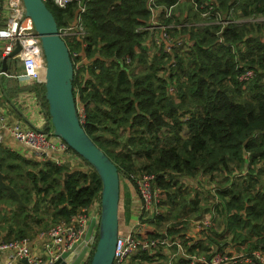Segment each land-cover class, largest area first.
<instances>
[{"label":"trees","instance_id":"1","mask_svg":"<svg viewBox=\"0 0 264 264\" xmlns=\"http://www.w3.org/2000/svg\"><path fill=\"white\" fill-rule=\"evenodd\" d=\"M148 1L73 0L63 9L44 1L57 29L73 25L79 6L85 8L78 13L87 31L85 47L75 39L66 41L70 52H83L85 58L72 80L73 96L84 114L81 126L114 163L120 179L135 186L130 175H154L156 186L166 191L164 219L209 210L213 202L201 205L178 183L183 177L209 175L205 179L222 177L224 185L228 181L225 186L211 184L225 209L227 228L250 225L248 232L264 234V21L247 22L264 17V0H154L172 11L185 5L184 22L206 25L180 29L179 36L187 35V49L167 53L160 48L153 54L143 47L147 32L137 31L150 19ZM201 12H207V18L202 19ZM135 64L141 66L139 72ZM247 70L253 77L241 78ZM20 90L34 91L50 129L44 85ZM77 157L87 168L25 158L0 146L3 180L24 204L17 207L15 197L0 190V209H12L10 222L0 227V240L45 227L44 218L37 217L40 208L56 223L99 199L98 175ZM237 171H246L244 181L230 183ZM122 198L128 223L126 193ZM231 210L234 214L228 218ZM242 236L240 241H246ZM207 241L216 240L211 236ZM93 251L94 244L83 264H89Z\"/></svg>","mask_w":264,"mask_h":264},{"label":"built area","instance_id":"2","mask_svg":"<svg viewBox=\"0 0 264 264\" xmlns=\"http://www.w3.org/2000/svg\"><path fill=\"white\" fill-rule=\"evenodd\" d=\"M72 1L51 0L61 9ZM147 5L150 19L143 28H138L137 31L147 32L143 47L150 54L160 48L171 53L172 50H179L183 46L181 41L183 36L173 37L171 35L174 29L184 27L189 29L206 25L205 22L174 24L172 7L158 6L154 0H149ZM84 9V6H79V12H84ZM79 12H77L74 24L59 28L58 33L65 42L75 39L81 42V47L84 48L87 31L81 16L78 15ZM207 14V12H201L200 17L205 19ZM168 19L172 22L165 23L164 20ZM0 42V60L7 56L18 42L21 46L15 58L21 63V72L18 77L43 84L45 60L40 47V39L33 21L25 15L22 0H0ZM70 57L76 74L85 62L83 52L71 51ZM3 74L0 69V75ZM253 75L252 71L247 70L241 78L249 79ZM171 93H173L172 89ZM76 98L78 99L77 93ZM76 107L81 122L84 114L77 104ZM0 127L9 133L12 140L24 146L27 153L29 149L35 157H31L32 159L54 161L58 165L67 162L69 165L81 166L83 163L77 155L71 152L66 143L52 134L50 129L24 127L18 122L3 123ZM3 139V135L0 134V143ZM245 174L246 171L242 174H234L230 183L239 177H242L244 181L243 175ZM130 179L135 181V195L138 198L137 212L130 214L128 229L125 232L119 231L111 264H182L184 262L186 264H264V234L262 233L254 236L252 244L239 242L224 246L221 243V229L216 231L215 220L219 219L222 222L225 209L223 204L221 208L213 185L206 189L210 191L214 199L213 206L209 210L200 216L179 217L171 220L164 219L167 209L164 204L166 191L156 186L154 175L133 174L130 175ZM180 179L194 181V195L205 191L201 182L206 179L202 175ZM179 186L186 188L182 183H179ZM100 210L99 197L67 220L56 223L50 220L45 227L35 228L32 236L0 240V264H23V260L27 264L56 263L62 258V254L69 252L73 245L82 241L89 221L91 218L98 219ZM233 214L234 210L228 212V215ZM171 225L175 226L169 230ZM211 236L214 237L216 243L207 241V238ZM246 236L249 239V235L246 234ZM236 246L239 247L238 251L234 250ZM90 250H87L81 264L86 261Z\"/></svg>","mask_w":264,"mask_h":264},{"label":"water","instance_id":"3","mask_svg":"<svg viewBox=\"0 0 264 264\" xmlns=\"http://www.w3.org/2000/svg\"><path fill=\"white\" fill-rule=\"evenodd\" d=\"M25 15L31 18L40 39V47L45 60L44 99L50 119L52 134L66 145L96 172L101 183L100 216L91 218L82 241L62 254L54 264H81L87 250L94 245L89 264H111L119 233L120 178L114 163L100 150L84 132L73 96L72 80L74 66L66 42L59 36L56 22L43 0H22ZM21 50L18 42L14 49L1 60L2 73L7 72L6 62L15 59ZM0 172V190L11 193L16 206L22 207L19 195L3 180ZM97 228V238L94 229ZM23 264H27L25 260Z\"/></svg>","mask_w":264,"mask_h":264},{"label":"crops","instance_id":"4","mask_svg":"<svg viewBox=\"0 0 264 264\" xmlns=\"http://www.w3.org/2000/svg\"><path fill=\"white\" fill-rule=\"evenodd\" d=\"M6 66L7 72L3 75H0V125L3 123L9 124L13 122H18L20 124H25L24 127L47 129L48 120L43 115L41 107L37 102V99L35 98L34 91L20 90L25 87H32L35 83L27 79L18 77L21 72V63L17 59H8L6 62ZM0 134H2L4 138L3 141L0 143V146L25 158H35L31 154V151L29 149L27 153V149L22 146L19 142L12 140L9 133L1 127ZM66 165L72 168L83 166V164L81 166L69 165L67 162ZM128 193V209L130 213H136L138 206V198L136 197L135 192L131 187H129ZM2 206L6 210V215H10L12 209L8 207L7 209L9 210H7V206ZM230 216L231 215H229L228 218ZM44 221L50 222V220L46 219V217L44 218ZM220 227L221 243L226 246L229 243L225 241V238L231 235L234 229L229 230L226 227L225 218L222 220V224ZM33 233L27 236H32ZM3 234V232H0V238H2ZM247 234L249 235V239L244 242H249L250 244H252V242L254 241L255 234H252L250 232H248ZM239 242H241L240 239H236L235 242H231V244H237ZM234 250L238 251L239 247L236 246Z\"/></svg>","mask_w":264,"mask_h":264},{"label":"rangeland","instance_id":"5","mask_svg":"<svg viewBox=\"0 0 264 264\" xmlns=\"http://www.w3.org/2000/svg\"><path fill=\"white\" fill-rule=\"evenodd\" d=\"M179 1L181 2L182 0H179ZM185 9H186V6L185 5H181V7L176 8V10L172 12V16L174 15L176 17V18H173V19H175L176 21H178V22H175V20H173V23L174 24H179V23L186 24L187 23V22H184V19L186 18L185 17V14H186V10ZM262 21H264V17L253 18V19L247 20V22H249V23L262 22ZM179 34H180V29H174L172 31V33H171V35L173 37H178ZM263 34H264V31H263ZM181 41L183 42V46L179 50L182 51V50L187 49V44H188L187 35L183 36L181 38ZM133 69H134L135 72H139L141 70V66L139 64H135L133 66ZM21 125L22 126H25V124H23V123H21ZM83 165L87 168V166L85 164H83ZM237 172L240 174L239 171H237ZM205 177L209 178L210 176L209 175H206ZM119 180H120V196H121V199H120V202H119V212H118V216H119V231L122 232V231H126L128 229L127 228L128 227V223L124 219V214H123L124 213V206H123V198L122 197H124L125 193H126V196H128V194H129L128 193L129 187H131L134 190V192H135V187L133 186V183L129 182L126 178H122V179H119ZM236 180L242 181V177H239ZM221 182H222V177H219L218 181H216L214 179L213 180L206 179V180L202 181L201 182V185L204 187L205 191H204L203 194L197 196V195H194V184H195L194 181H190V180L182 181V179H180L178 181V183H182L186 187V191L188 192V195H189L190 198L197 199V200L201 201V205L206 204L208 207L214 201V199H213L211 193L206 190L207 187H209L211 184H215L217 186L218 185L225 186L228 183V181H227L226 184L224 185ZM237 189L238 190H242V188H237ZM1 195L3 197H7L8 198L7 193L4 192V191H1ZM10 207H11V205H10ZM7 210H9V209H7ZM30 212L31 213H34L32 210ZM36 213H38V216L37 217L38 218H41V220H42V218H45V217H46V219L51 220V217H48L46 215V211L45 210L42 211L41 208L38 211H36ZM0 216L2 217L0 219V227H2L6 222H10V218L9 217L11 215H6V210L4 209V207H1V209H0ZM192 216L193 215H189L187 217H192ZM241 219L243 221L246 220L243 217H241ZM45 223L47 224V222H45ZM215 224H216V231L218 232L221 229L220 226H221L222 222L219 219H216L215 220ZM13 225H16V224H13ZM250 228H251V226L249 225L247 228H243L244 230L243 229H240V228L234 229V231H236L237 234L241 235V237H238L237 239H240L241 240L242 237H243L242 235H246L248 233V230ZM241 230H243V231H241ZM96 231H97V228L94 229V236H95ZM234 231H233V233L231 235H229L227 238H225V241L226 242H228V243L235 242L236 239L234 238ZM236 236H238V235H236ZM94 245H95V242H94Z\"/></svg>","mask_w":264,"mask_h":264}]
</instances>
